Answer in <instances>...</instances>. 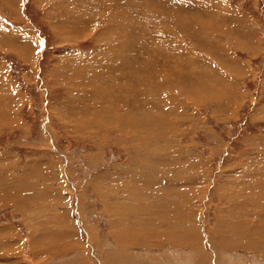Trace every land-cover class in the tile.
<instances>
[{
    "label": "rangeland",
    "instance_id": "obj_1",
    "mask_svg": "<svg viewBox=\"0 0 264 264\" xmlns=\"http://www.w3.org/2000/svg\"><path fill=\"white\" fill-rule=\"evenodd\" d=\"M0 228V264H264V0H0Z\"/></svg>",
    "mask_w": 264,
    "mask_h": 264
},
{
    "label": "bare ground",
    "instance_id": "obj_2",
    "mask_svg": "<svg viewBox=\"0 0 264 264\" xmlns=\"http://www.w3.org/2000/svg\"><path fill=\"white\" fill-rule=\"evenodd\" d=\"M10 242V241H9Z\"/></svg>",
    "mask_w": 264,
    "mask_h": 264
},
{
    "label": "crops",
    "instance_id": "obj_3",
    "mask_svg": "<svg viewBox=\"0 0 264 264\" xmlns=\"http://www.w3.org/2000/svg\"><path fill=\"white\" fill-rule=\"evenodd\" d=\"M1 229V228H0Z\"/></svg>",
    "mask_w": 264,
    "mask_h": 264
},
{
    "label": "snow or ice",
    "instance_id": "obj_4",
    "mask_svg": "<svg viewBox=\"0 0 264 264\" xmlns=\"http://www.w3.org/2000/svg\"><path fill=\"white\" fill-rule=\"evenodd\" d=\"M39 54V53H38Z\"/></svg>",
    "mask_w": 264,
    "mask_h": 264
}]
</instances>
